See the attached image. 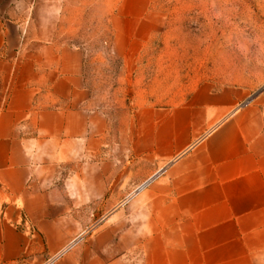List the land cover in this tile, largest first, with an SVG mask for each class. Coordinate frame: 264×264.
Masks as SVG:
<instances>
[{
    "label": "crops",
    "instance_id": "0c3cea01",
    "mask_svg": "<svg viewBox=\"0 0 264 264\" xmlns=\"http://www.w3.org/2000/svg\"><path fill=\"white\" fill-rule=\"evenodd\" d=\"M97 12L120 84L139 86L160 31L151 0H0V264H130V245L131 264H264V109L205 81L165 105L124 96L114 128L64 37ZM113 160L142 224L85 236L82 199L114 190L82 183H110Z\"/></svg>",
    "mask_w": 264,
    "mask_h": 264
},
{
    "label": "rangeland",
    "instance_id": "374dc122",
    "mask_svg": "<svg viewBox=\"0 0 264 264\" xmlns=\"http://www.w3.org/2000/svg\"><path fill=\"white\" fill-rule=\"evenodd\" d=\"M151 9L160 31L145 49L146 78L139 86L127 84V80L120 84V63L111 52L115 37L110 24L99 20L98 12L97 21L66 23L65 41L84 50L86 76L98 104L112 114L114 128L121 117L118 107L124 96L140 93L165 105L172 95L180 98L205 81L215 88L241 89L245 98L239 108L256 104L264 109V0H151ZM120 164L113 160L111 166L102 168L108 174L112 171L110 183H96L94 175L92 181L82 183L114 190V196L108 199H82L94 207L93 215L91 208L84 210L89 211L91 223L85 236H98L107 223L113 227V238H121L122 221L135 234L142 224L135 200L120 196L137 184L130 181L128 187L124 186ZM128 249L127 260L135 263L137 246Z\"/></svg>",
    "mask_w": 264,
    "mask_h": 264
}]
</instances>
